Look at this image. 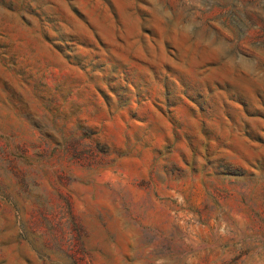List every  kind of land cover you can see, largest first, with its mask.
I'll use <instances>...</instances> for the list:
<instances>
[{
	"label": "rangeland",
	"instance_id": "1",
	"mask_svg": "<svg viewBox=\"0 0 264 264\" xmlns=\"http://www.w3.org/2000/svg\"><path fill=\"white\" fill-rule=\"evenodd\" d=\"M0 264H264V0H0Z\"/></svg>",
	"mask_w": 264,
	"mask_h": 264
}]
</instances>
